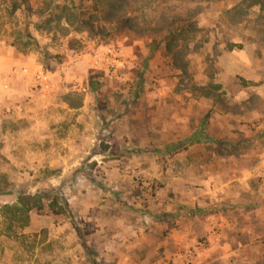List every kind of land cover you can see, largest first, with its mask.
Segmentation results:
<instances>
[{"label":"rangeland","instance_id":"obj_1","mask_svg":"<svg viewBox=\"0 0 264 264\" xmlns=\"http://www.w3.org/2000/svg\"><path fill=\"white\" fill-rule=\"evenodd\" d=\"M51 1L0 0V264H264V0H125L104 39Z\"/></svg>","mask_w":264,"mask_h":264},{"label":"trees","instance_id":"obj_2","mask_svg":"<svg viewBox=\"0 0 264 264\" xmlns=\"http://www.w3.org/2000/svg\"><path fill=\"white\" fill-rule=\"evenodd\" d=\"M243 1H249V0H243ZM251 3L250 5H256V3H260V0H250ZM53 5V8H52ZM125 5V0H112V3L110 4V8L113 10H110L108 12L109 18H107L106 21L108 23H112L114 25L110 26V28L106 27H100V28H95V22L91 21V17L89 16L90 12H86L81 5H76L73 0H60L58 4H56V0H52L49 6V13L50 16L47 18L48 20H44L43 24L48 25L50 27L51 23L54 22L56 26L60 24V21H63V26H61L60 29H62L63 35H68L70 31L73 32H82L86 31L89 34H92L94 36L107 38L111 34L115 32H120L124 28H131L130 24V17L127 16L126 18H121L120 16H112L116 15L118 13V10L120 7ZM55 9L59 10L57 14H55ZM96 12L104 14V10H97L98 8H94ZM113 11V12H112ZM116 13V14H115ZM126 13V12H124ZM114 17V19H113ZM116 17V18H115ZM55 19V21H54ZM116 19V21H115ZM41 21V20H40ZM115 21V22H114ZM49 31V30H48ZM24 38L26 40L25 45H30L36 49L39 54L41 55V61H42V66L45 69H48L50 66V62L52 61H59L60 56L58 55H52L48 53L44 48L40 47L35 40L34 37L31 36L27 28L24 30ZM160 37H165L167 39H170V42L168 45L172 42L178 39L180 34V31L176 26H174L173 22H170L167 24V26L162 30ZM164 38V39H165ZM161 38H160V40ZM74 43V39H71L69 41V47L72 48ZM138 92L135 91V94ZM194 143V142H191ZM58 188L57 189H52L50 191L46 192H37L32 195H20L18 196V203L21 205V207L25 210H31L35 209L38 213L42 212L44 210V205H43V199L47 198L49 195L54 194V198L64 204H58L56 200H52L50 202L48 209L52 212L53 215H60L63 214L66 211L67 205L63 201L62 196L58 194ZM82 248L85 253V256L87 257L88 260H90L92 263H96L94 258H90V248L89 246L85 243V241H82Z\"/></svg>","mask_w":264,"mask_h":264}]
</instances>
